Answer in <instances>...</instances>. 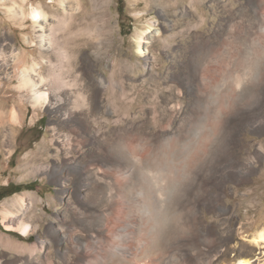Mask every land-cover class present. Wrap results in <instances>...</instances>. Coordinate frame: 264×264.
I'll return each mask as SVG.
<instances>
[{
	"label": "rangeland",
	"instance_id": "374dc122",
	"mask_svg": "<svg viewBox=\"0 0 264 264\" xmlns=\"http://www.w3.org/2000/svg\"><path fill=\"white\" fill-rule=\"evenodd\" d=\"M80 2V10L91 6ZM33 7L46 12L45 26L62 11L58 0H0V46L8 55L26 52L29 64L41 58ZM107 8L110 36L95 37L78 63L83 85L91 81L86 103L107 101L106 111L62 116L47 102L20 98L18 76L8 86L3 79L12 69L0 72L7 113L0 124V187L36 183L14 193L5 188L0 264H167L170 257L171 264H232L240 257L264 264V242H252L264 229V0H181L170 9L159 0H109ZM23 9L26 19L18 15ZM113 73L119 81L123 76L125 93L111 85L113 93L102 95L100 81ZM236 79L246 90L232 89ZM216 86L235 96L226 100L230 111L223 107L222 146L213 154L203 146L193 164V132L202 130L200 109ZM15 105L20 116L13 123ZM167 140H177L172 152L161 151ZM247 155L249 165L241 160Z\"/></svg>",
	"mask_w": 264,
	"mask_h": 264
},
{
	"label": "bare ground",
	"instance_id": "6f19581e",
	"mask_svg": "<svg viewBox=\"0 0 264 264\" xmlns=\"http://www.w3.org/2000/svg\"><path fill=\"white\" fill-rule=\"evenodd\" d=\"M50 3H55V0H49ZM160 5H163L164 8L170 9L173 6H176L177 3H179V0H159ZM198 1V0H197ZM65 0H58V3L61 5V10L58 11L59 13H54L53 19L56 21L53 24H48L44 25L43 20L47 17L46 12L42 10L39 7H33V9L38 10L41 14V19L39 21H33L31 18V13L32 10L29 12V16L33 22L34 25V35L36 36L37 44L39 45V55H40V60H34L32 63H28L29 60L27 58L26 52H20L18 49H13L12 52L8 55L5 52V48H2L0 46V72H4L5 74L7 71L12 69L13 74L10 75L8 73L7 76L4 77L3 81L8 82L9 84L15 82L16 77L18 76L19 78V90L23 98L24 95L28 96L30 95V98L32 97V101H35L36 103L40 104L41 102L48 103V109L52 110L54 113H62V116L65 115L64 112L68 113L71 110H74L76 112H79L80 110H85L87 112L88 110H91L93 112L98 113L99 111L103 112L106 111L104 110L105 108H108V103L103 102V100L97 104V105H91L87 104L85 101V91H86V86H88V80L86 82V86L83 85V81L85 78H83V75L80 73L79 69V57L81 53V49L85 48L87 51L90 50V48L95 44V37L98 36L99 39H104L110 36V29L112 24L110 22V19H108V3L109 0H90L91 6L88 9H82L80 10L79 8L81 6L80 0H71L72 5L70 4V9H67V7H63ZM77 4V7H74V5ZM179 5V4H178ZM63 7V8H62ZM175 8V7H174ZM172 10V9H171ZM170 12V11H169ZM19 17L21 16L22 18L26 19V13L23 10L19 12ZM110 18V17H109ZM112 19V18H111ZM19 20V18H18ZM20 21V20H19ZM23 21V19L21 20ZM18 22V21H17ZM23 24V23H22ZM34 36V37H35ZM3 38V36L0 34V39ZM4 44V43H3ZM7 47V46H6ZM139 52H141V48L139 49ZM15 57L13 60V63L10 62V57ZM39 57V56H38ZM39 59V58H38ZM38 65H40L38 67ZM119 78V77H118ZM94 79V78H93ZM232 81V80H231ZM230 81V82H231ZM232 89L234 88L233 86L236 85L237 88H243L244 84L241 79H236L232 83ZM235 84V85H234ZM256 84V83H255ZM3 85V84H2ZM7 85V84H6ZM100 93L102 95H108V93H113V89L110 88L111 85L114 87L116 86L119 88L121 92L124 91V80L123 76L122 79L119 81L116 76L111 75V77H106L102 78L100 81ZM257 86V85H256ZM3 88V86H0ZM6 87V86H5ZM225 87V86H224ZM11 88V87H10ZM15 90V91H16ZM222 88L220 86H216L213 91L210 90L206 97V105L201 107L200 109V114L201 116L199 117L201 122V127L202 130L199 132V135L194 136L195 141L193 142L194 147L191 150V153H193V156L191 161L193 164H197L198 161H200V158L198 156L201 155L200 152L203 151V146H206L209 148L211 153L213 154L216 152L217 149H219L220 146H222L220 142L221 136H222V125L224 124L222 122V111L223 107H228L226 103V100H229V102L232 100L235 101V96H230V89H227L225 91V95L222 92ZM229 90V91H228ZM243 90H246V88H243ZM259 90V89H258ZM119 91V92H120ZM118 92V91H117ZM120 92V93H121ZM125 93V92H123ZM122 93V94H123ZM236 94V92H235ZM240 95V94H238ZM253 95V94H252ZM123 96V95H122ZM254 96V95H253ZM238 97V96H237ZM252 97V96H251ZM122 99V98H121ZM120 99V100H121ZM237 101V99H236ZM19 102V101H18ZM4 103V102H3ZM21 103V102H20ZM121 103V102H120ZM2 104V103H1ZM227 104V105H226ZM235 104V103H234ZM26 105V104H24ZM232 105V104H231ZM21 107V104H19ZM15 105L14 107L11 108V112L9 116L11 119V122H16L17 121V110L16 107H19ZM23 106V105H22ZM237 107V106H235ZM3 107L0 105V124L5 125L6 123V115L3 112ZM229 108V107H228ZM234 108V106L232 107ZM227 109V108H226ZM228 110V109H227ZM233 110V109H232ZM231 110V113H232ZM230 111V110H228ZM19 112V111H18ZM81 112V111H80ZM227 112V111H226ZM229 113V112H228ZM5 114V115H4ZM79 114V113H78ZM59 115V114H58ZM226 116L227 114L223 113V116ZM20 115H18L19 117ZM65 117V116H64ZM73 117V116H72ZM71 119V118H69ZM226 119V118H225ZM19 120V119H18ZM224 120V119H223ZM225 121V120H224ZM18 125V124H17ZM1 126V125H0ZM227 134V133H226ZM226 137V136H225ZM190 140V139H189ZM188 140V141H189ZM224 140V138H223ZM173 141V140H172ZM177 141V140H176ZM175 141V142H176ZM174 142V143H175ZM226 142V140H224ZM177 143V142H176ZM180 143V142H179ZM119 143H117L118 145ZM178 144V143H177ZM226 144V143H225ZM116 145V144H115ZM176 145V144H175ZM123 146V145H122ZM180 146V145H179ZM188 146V145H187ZM192 146V145H191ZM119 148V147H117ZM183 148V147H182ZM184 149V148H183ZM176 150V149H175ZM206 150V149H205ZM117 153L121 150L116 149L115 150ZM184 151V150H183ZM209 151V152H210ZM224 151V149H223ZM242 151V150H241ZM244 151V150H243ZM123 152V151H121ZM172 152V151H170ZM207 152V151H206ZM251 152V151H250ZM120 153V152H119ZM187 153V152H186ZM200 153V155H198ZM204 153V152H203ZM202 153V154H203ZM124 154V153H122ZM126 154V153H125ZM167 154V153H166ZM182 154V153H181ZM217 154V153H216ZM223 154V153H222ZM184 155V154H183ZM211 155V154H210ZM249 155V154H248ZM247 155V158L244 157L242 162L246 165L250 163L249 161V156ZM162 156V155H161ZM167 156V155H166ZM123 157V156H121ZM160 157V156H159ZM172 157V156H171ZM185 157V156H184ZM189 157V155H188ZM202 157V156H201ZM125 158V157H124ZM204 158V157H203ZM209 158V157H208ZM211 158V157H210ZM221 158V157H220ZM161 159V158H160ZM185 159V158H184ZM173 160V159H171ZM212 160V159H211ZM253 160V159H252ZM166 161V160H165ZM170 161V160H169ZM176 161V160H175ZM190 161V160H189ZM209 160H207L208 163ZM168 162V161H167ZM178 162V160H177ZM176 162V163H177ZM186 161H184L185 163ZM146 163V162H145ZM180 163V162H179ZM190 163V162H189ZM202 163H204L202 161ZM242 163V164H243ZM252 163V162H251ZM214 164V163H213ZM187 165V164H186ZM190 165V164H188ZM225 165V164H224ZM177 166V164H176ZM179 166V165H178ZM192 166V165H191ZM204 166V165H203ZM211 166V165H210ZM166 167V166H165ZM194 166L193 168H195ZM224 167V166H223ZM230 167V166H229ZM233 167V166H232ZM235 167V166H234ZM237 167V166H236ZM235 167V168H236ZM255 167L256 165L254 163L249 166V171L246 172L248 177H253V174L255 173ZM151 168V167H150ZM180 168V167H179ZM189 168V167H188ZM228 168V167H227ZM143 169V168H142ZM181 169V168H180ZM192 169V168H191ZM208 169V168H207ZM219 169V168H218ZM187 170V169H186ZM200 170V169H199ZM188 171V170H187ZM191 171V170H189ZM217 171V170H216ZM210 172V171H209ZM177 173V172H176ZM186 173V172H185ZM207 173V172H206ZM219 173V171H218ZM223 173V172H222ZM245 173V172H244ZM183 174V173H181ZM187 174V173H186ZM202 174V173H201ZM209 174V173H208ZM203 175V174H202ZM242 175V174H241ZM142 176V175H141ZM185 176V175H184ZM213 176V175H212ZM181 177V176H180ZM215 177V176H214ZM167 178V177H166ZM183 178V177H182ZM187 178V177H184ZM192 178V177H191ZM189 179V178H188ZM198 179V178H197ZM204 179V178H203ZM209 179V178H208ZM242 179V178H241ZM240 179V180H241ZM247 179V178H246ZM191 180V179H190ZM196 181V180H195ZM176 182V181H175ZM229 183V180L226 181ZM173 183V182H172ZM198 183V182H197ZM164 184V183H163ZM175 184V183H174ZM173 184V185H174ZM199 184V183H198ZM151 185V184H150ZM177 186V185H176ZM181 186V185H180ZM185 186V185H184ZM191 186V185H190ZM179 187V186H178ZM188 187V186H187ZM192 187V186H191ZM200 188V186H199ZM189 189V188H188ZM195 190V189H194ZM189 191V190H188ZM193 191V190H192ZM236 192V189L234 190ZM177 193V192H176ZM178 194V193H177ZM193 194L194 191H193ZM225 195V194H224ZM188 196V195H187ZM147 197V196H146ZM183 198V197H182ZM186 198V197H184ZM192 198V197H191ZM196 198V197H195ZM179 199V198H178ZM181 199V197H180ZM170 201V200H169ZM179 201V200H178ZM194 201V200H193ZM143 202V201H142ZM173 203V202H172ZM189 203V202H188ZM191 203V202H190ZM171 204V203H170ZM177 204V203H176ZM169 205V204H168ZM167 205V206H168ZM188 205V204H186ZM192 205V203H191ZM197 205V204H196ZM180 206V205H179ZM161 207V206H160ZM191 207V206H189ZM197 207V206H196ZM184 208V207H183ZM161 209V208H160ZM195 209V208H194ZM193 209V210H194ZM222 209V208H221ZM154 210V208H153ZM177 210V209H176ZM165 211V210H164ZM198 211V210H197ZM171 212V211H170ZM186 212V211H185ZM189 212V211H188ZM194 212V211H193ZM85 213V212H84ZM92 213V212H91ZM151 213V212H150ZM166 213V212H165ZM164 213V214H165ZM206 213V212H205ZM97 214V213H96ZM157 214V213H156ZM170 214V213H169ZM178 214V213H177ZM176 214V215H177ZM221 214V213H220ZM227 214V212H226ZM85 215V214H84ZM95 215V214H94ZM160 215V214H159ZM158 215V216H159ZM166 215V214H165ZM180 215V214H179ZM186 215V214H185ZM201 215V214H200ZM223 215V214H222ZM170 216V215H169ZM180 217V216H179ZM177 217V218H179ZM184 217V216H183ZM99 218V217H98ZM153 218V217H152ZM157 218V217H156ZM173 218V216H172ZM189 218V217H188ZM86 219V218H85ZM166 219V218H165ZM168 220V219H167ZM166 220V221H167ZM173 220V219H172ZM188 220V219H187ZM151 221V219H150ZM159 221V220H158ZM165 221V222H166ZM169 221V220H168ZM180 220H178L179 222ZM172 222V221H171ZM188 222V221H187ZM194 222V221H193ZM85 223V222H84ZM99 223V222H98ZM151 223V222H150ZM155 223H158L157 221ZM163 223V222H160ZM159 223V224H160ZM167 223V222H166ZM176 223V222H175ZM149 224V222H148ZM158 224V225H159ZM165 224V223H164ZM163 224V225H164ZM190 224V223H189ZM219 224V223H218ZM175 225V224H174ZM177 225V223H176ZM91 226V225H90ZM192 226V225H191ZM141 227V226H140ZM147 227V226H146ZM160 227V226H159ZM162 227V226H161ZM167 227V225H166ZM171 225L168 228L169 230L171 229ZM174 227V226H173ZM176 227V226H175ZM182 226L180 225V228ZM186 227V225H185ZM212 227V226H211ZM20 229H22V232L27 235L29 233L28 231V226H19ZM105 228V227H104ZM123 228V227H122ZM143 228V227H142ZM155 228V227H154ZM183 228V227H182ZM135 229V228H134ZM161 229V228H160ZM174 229V228H172ZM221 229V227H220ZM151 230V229H149ZM165 230V229H164ZM168 230V233H169ZM219 230V229H218ZM229 230V229H228ZM179 230H177L178 232ZM181 231V230H180ZM188 231V230H187ZM190 231V229H189ZM193 231V230H192ZM102 232V231H101ZM154 232V231H153ZM171 232V231H170ZM194 232V231H193ZM229 232V231H228ZM167 233V232H166ZM167 233V236H168ZM176 233V231H175ZM261 233H264V229L257 232L254 237L252 238V242L255 243L256 245H261L260 242V235ZM151 234V233H149ZM164 234V233H162ZM188 234V232L186 233ZM155 235V234H154ZM166 236V235H165ZM170 236V234H169ZM173 236V235H172ZM186 236V235H185ZM197 236V235H196ZM152 237V236H151ZM177 237V236H175ZM184 237V234H183ZM192 237V236H191ZM157 238V237H156ZM167 238V237H166ZM172 238V237H170ZM182 238V235H181ZM231 238V237H230ZM125 239V238H124ZM121 240V239H120ZM127 240V239H125ZM162 237H159L157 239H154L153 241L155 242L153 245L154 247L158 245L157 247L162 243L161 242ZM163 240H166L163 237ZM230 240V239H229ZM124 241V240H123ZM174 241V238H173ZM179 241V239H178ZM206 241V240H205ZM222 241V240H221ZM107 242V241H106ZM119 242V241H118ZM170 242V241H169ZM168 242V243H169ZM177 242V241H176ZM120 243V242H119ZM200 243V242H199ZM100 244V243H99ZM170 244V243H169ZM203 244V243H202ZM12 243H10V246ZM98 245V243H97ZM101 245V244H100ZM121 245V244H119ZM173 244H171L172 246ZM175 245V244H174ZM178 245V244H177ZM15 245H12L14 247ZM17 246V245H16ZM115 246V245H114ZM124 246V245H123ZM94 247V246H93ZM155 247L154 249H157ZM200 247V246H199ZM17 248V247H16ZM129 248V247H127ZM141 248V247H140ZM139 248V250H140ZM148 248V246H147ZM150 248V247H149ZM170 248V247H169ZM173 248V247H172ZM170 248V249H172ZM175 248V247H174ZM225 248V247H224ZM109 249V248H108ZM146 249V248H145ZM151 249V248H150ZM155 252L152 251V253H155L157 255V251L159 250H154ZM163 249V248H162ZM203 249V248H202ZM149 250V249H148ZM166 250V249H165ZM169 250V249H168ZM182 250V249H181ZM201 250V248H200ZM106 251V250H105ZM110 251V250H108ZM162 250H159V252ZM178 251V250H177ZM149 252V251H148ZM158 252V253H159ZM167 253V251H165ZM176 252V251H175ZM104 253V251H103ZM102 253V254H103ZM109 253V252H108ZM107 253V254H108ZM116 253V252H115ZM119 253V252H118ZM138 253V252H137ZM147 253V252H146ZM174 253V252H173ZM177 253V252H176ZM185 253V252H184ZM192 253V252H191ZM110 254V253H109ZM134 254V253H133ZM136 254V253H135ZM145 254V253H144ZM151 255L150 253L146 254L147 256ZM188 254V253H187ZM213 254V253H212ZM216 254V253H215ZM220 254V253H219ZM229 254V253H228ZM58 255V254H57ZM129 255V253L127 254ZM194 255V254H192ZM191 255V256H192ZM234 255V254H233ZM103 256V255H102ZM138 256V254H137ZM164 256V255H163ZM163 256L158 255L156 258L158 261H163ZM170 255H168L167 259L169 258ZM180 256V255H179ZM230 256V255H229ZM251 256V255H250ZM257 256V255H256ZM109 257V256H108ZM165 257V256H164ZM182 257V256H181ZM252 257V256H251ZM254 257V256H253ZM97 258V256H96ZM99 258V257H98ZM106 258V257H105ZM115 258V257H114ZM113 258V259H114ZM139 258V256L137 257ZM153 258V257H152ZM155 258V257H154ZM177 258V256H176ZM228 258V257H227ZM257 258V257H256ZM226 259V258H224ZM255 258H253L252 261H254ZM170 260V261H169ZM167 260V264L172 262L171 257ZM246 261L248 264H251V258L249 257H240L237 258L232 264H239L240 261ZM257 260V259H256ZM129 261V260H128ZM157 261V260H155ZM157 261V262H158ZM166 261V260H165ZM207 261V259H206ZM226 261V260H225ZM232 261V260H231ZM98 262V261H97ZM101 262V260H100ZM99 262V263H100ZM107 262V261H105ZM121 262V261H120ZM164 262V261H163ZM177 261L174 263L176 264ZM181 262V260H180ZM208 262V261H207ZM227 262V261H226ZM94 263V262H92ZM110 263V262H107ZM113 263V262H111ZM119 263V261H118ZM159 263V262H158ZM160 262L159 264H161ZM178 263V262H177ZM205 263V262H204ZM223 263V261H222ZM116 264V263H114ZM171 264V263H170ZM183 264V262L181 263ZM225 264V262L223 263ZM253 264V263H252Z\"/></svg>",
	"mask_w": 264,
	"mask_h": 264
},
{
	"label": "trees",
	"instance_id": "16d2710c",
	"mask_svg": "<svg viewBox=\"0 0 264 264\" xmlns=\"http://www.w3.org/2000/svg\"><path fill=\"white\" fill-rule=\"evenodd\" d=\"M13 186H14L13 184H9L7 187H3V186L0 187V200L8 195V193L5 192V188L10 189V193H14V192L22 190L23 188H25V186H26V188H35L36 183L35 182H31V183H28L25 186L16 185V189H12Z\"/></svg>",
	"mask_w": 264,
	"mask_h": 264
},
{
	"label": "clouds",
	"instance_id": "9594fccd",
	"mask_svg": "<svg viewBox=\"0 0 264 264\" xmlns=\"http://www.w3.org/2000/svg\"><path fill=\"white\" fill-rule=\"evenodd\" d=\"M194 136L199 135V130L198 128L193 132ZM174 148V143L172 140H167L165 141L162 145H161V151L163 152H168V151H172Z\"/></svg>",
	"mask_w": 264,
	"mask_h": 264
},
{
	"label": "snow or ice",
	"instance_id": "6c2138e0",
	"mask_svg": "<svg viewBox=\"0 0 264 264\" xmlns=\"http://www.w3.org/2000/svg\"><path fill=\"white\" fill-rule=\"evenodd\" d=\"M31 18L33 21H39L42 17L41 14L38 10L33 9L31 13ZM260 242H264V233H261L260 235ZM239 264H248L246 261H240Z\"/></svg>",
	"mask_w": 264,
	"mask_h": 264
}]
</instances>
